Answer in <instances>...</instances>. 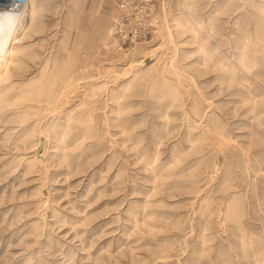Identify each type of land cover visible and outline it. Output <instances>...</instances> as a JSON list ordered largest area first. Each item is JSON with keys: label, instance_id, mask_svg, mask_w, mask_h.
I'll return each mask as SVG.
<instances>
[{"label": "rangeland", "instance_id": "1", "mask_svg": "<svg viewBox=\"0 0 264 264\" xmlns=\"http://www.w3.org/2000/svg\"><path fill=\"white\" fill-rule=\"evenodd\" d=\"M0 264H264V0H10Z\"/></svg>", "mask_w": 264, "mask_h": 264}, {"label": "clouds", "instance_id": "2", "mask_svg": "<svg viewBox=\"0 0 264 264\" xmlns=\"http://www.w3.org/2000/svg\"><path fill=\"white\" fill-rule=\"evenodd\" d=\"M22 11H23V8H21L20 5L17 4L13 7V9H10L7 12H0V26H3L5 24L12 25L16 23Z\"/></svg>", "mask_w": 264, "mask_h": 264}, {"label": "bare ground", "instance_id": "3", "mask_svg": "<svg viewBox=\"0 0 264 264\" xmlns=\"http://www.w3.org/2000/svg\"><path fill=\"white\" fill-rule=\"evenodd\" d=\"M15 1V0H14ZM4 1H1L0 0V4H2ZM23 2V1H22ZM22 2L21 3H19V2H15L16 4H19V5H21L22 4ZM12 4H14V3H12L10 0L8 1V2H6V3H4V5H12Z\"/></svg>", "mask_w": 264, "mask_h": 264}]
</instances>
